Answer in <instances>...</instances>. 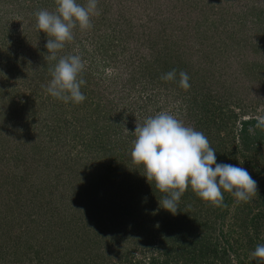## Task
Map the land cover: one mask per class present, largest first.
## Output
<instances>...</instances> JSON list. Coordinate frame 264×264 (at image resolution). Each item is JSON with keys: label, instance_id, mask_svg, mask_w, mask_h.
Here are the masks:
<instances>
[{"label": "rangeland", "instance_id": "1", "mask_svg": "<svg viewBox=\"0 0 264 264\" xmlns=\"http://www.w3.org/2000/svg\"><path fill=\"white\" fill-rule=\"evenodd\" d=\"M54 8L0 0V264H255L264 0H99L92 28L57 52L86 61L80 104L46 93L56 61L34 13ZM161 110L203 132L217 163L246 169L258 194L237 204L224 192L214 207L189 187L176 214L162 208L130 157L136 124Z\"/></svg>", "mask_w": 264, "mask_h": 264}, {"label": "clouds", "instance_id": "2", "mask_svg": "<svg viewBox=\"0 0 264 264\" xmlns=\"http://www.w3.org/2000/svg\"><path fill=\"white\" fill-rule=\"evenodd\" d=\"M99 0H54L52 11L40 9L34 13L38 32L47 34L45 44L48 59L56 61L49 68L51 79L46 93L64 103L80 104L86 100L81 87L86 84L82 73L86 61L80 54H69L57 58V52L74 38V31L92 28V18L100 15ZM110 74V73H109ZM175 69L163 74L161 79H176ZM179 86L190 87L189 75L179 72ZM256 124L249 128L264 132V114L255 117ZM130 152L131 163L142 167L141 173L149 184L165 195L160 206L176 214L182 195L191 188L192 192L206 204L220 207L224 192L234 197V202L248 203L257 192V182L246 169L232 164L217 163L216 151L210 146L206 135L167 110H161L147 117L143 124H136ZM249 259L255 264H264V243L257 244Z\"/></svg>", "mask_w": 264, "mask_h": 264}, {"label": "trees", "instance_id": "3", "mask_svg": "<svg viewBox=\"0 0 264 264\" xmlns=\"http://www.w3.org/2000/svg\"><path fill=\"white\" fill-rule=\"evenodd\" d=\"M251 123H254V121H252ZM244 124H248V122H244ZM256 132L259 133L258 129H256ZM252 136H250L251 138Z\"/></svg>", "mask_w": 264, "mask_h": 264}]
</instances>
